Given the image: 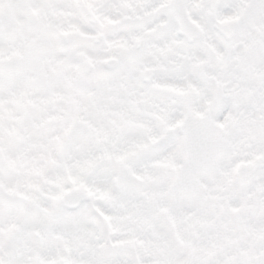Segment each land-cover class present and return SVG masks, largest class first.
Here are the masks:
<instances>
[{
	"label": "clouds",
	"instance_id": "clouds-1",
	"mask_svg": "<svg viewBox=\"0 0 264 264\" xmlns=\"http://www.w3.org/2000/svg\"><path fill=\"white\" fill-rule=\"evenodd\" d=\"M0 264H264V0H0Z\"/></svg>",
	"mask_w": 264,
	"mask_h": 264
}]
</instances>
